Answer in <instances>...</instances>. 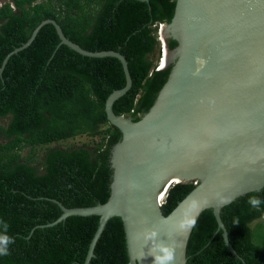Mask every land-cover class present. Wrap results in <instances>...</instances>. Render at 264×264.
Segmentation results:
<instances>
[{"label":"trees","instance_id":"trees-1","mask_svg":"<svg viewBox=\"0 0 264 264\" xmlns=\"http://www.w3.org/2000/svg\"><path fill=\"white\" fill-rule=\"evenodd\" d=\"M10 1L0 7V68L43 20L51 19L84 50H113L125 57L132 86L114 102L116 115L138 121L148 112L171 69L156 70L152 56L157 28L172 19L175 0ZM58 43L54 26L45 24L0 73V118L9 119L0 125V220L10 225L8 234L15 239L0 264H82L99 217L70 216L48 226L62 214L54 201L67 208L90 207L110 195L111 152L121 133L109 124L105 101L125 85L122 66L116 58L82 56L66 45L56 48ZM167 46L171 50L177 43L168 39ZM102 126L106 141L97 148L48 147L94 137ZM45 146L43 159L36 160L34 150ZM193 188V182L170 185L161 205L164 215ZM252 195L264 199V188L220 213L238 257L226 246L212 211L205 210L189 236L186 264H264V222L258 221L264 205L251 208ZM89 264H129L120 218L107 222Z\"/></svg>","mask_w":264,"mask_h":264},{"label":"water","instance_id":"water-1","mask_svg":"<svg viewBox=\"0 0 264 264\" xmlns=\"http://www.w3.org/2000/svg\"><path fill=\"white\" fill-rule=\"evenodd\" d=\"M45 24L56 30V48L66 45L82 56L116 58L125 76L124 87L105 101L106 118L121 133L111 152L108 200L77 208L54 201L62 214L48 226L70 216L99 217L82 264L90 263L114 217L123 224L129 264H153L151 242L144 239L148 229L167 243L171 235L178 245L174 264H186L193 228L185 237L177 223L187 199H206L199 216L212 211L226 246L238 257L220 213L239 197L264 188V0H175L173 17L163 31L160 26L159 34L171 58L164 67H171L170 73L138 121L113 112L114 102L132 86L125 57L113 50H84L65 37L54 20H43L26 43L10 52L0 73L9 57L28 47ZM168 39L176 41L174 49L168 48ZM193 181L194 188L164 215L159 198L169 185ZM218 195L230 202L217 207Z\"/></svg>","mask_w":264,"mask_h":264},{"label":"clouds","instance_id":"clouds-1","mask_svg":"<svg viewBox=\"0 0 264 264\" xmlns=\"http://www.w3.org/2000/svg\"><path fill=\"white\" fill-rule=\"evenodd\" d=\"M162 49V54H163ZM161 63V60H160ZM158 65V64H157ZM157 67V66H156ZM164 200V199H163ZM230 198L222 197L218 195L217 207L223 204L229 203ZM247 204L254 209H259L264 205V199L258 196L252 195L247 199ZM208 205V201L196 200L189 198L184 204V213L177 223V230L179 233L183 234L185 237L197 224V218L204 207ZM234 224H238V218L233 221ZM10 225L0 220V257H7L10 255V245L15 243V239L8 234ZM144 239L146 242H151V247L149 250V255L153 258V264H174L176 258L177 242L169 236L172 240L171 243H167L164 240L158 239V233L153 229H148L144 233ZM143 259V257H141Z\"/></svg>","mask_w":264,"mask_h":264},{"label":"rangeland","instance_id":"rangeland-1","mask_svg":"<svg viewBox=\"0 0 264 264\" xmlns=\"http://www.w3.org/2000/svg\"><path fill=\"white\" fill-rule=\"evenodd\" d=\"M7 1V0H4ZM10 1V0H9ZM161 31H163V25H161ZM157 32H158V45H157V49L154 53V56H152V61L154 64H158L161 61H164V54H162V49H166L165 47V43L162 39V37L159 35L160 34V26H158L157 28ZM162 35V33H161ZM164 53V52H163ZM159 65V64H158ZM129 117V116H128ZM130 119H132L131 117H129ZM8 118H0V125H5L8 123ZM107 129L106 126H102L100 127V134L94 136V137H90V136H79L75 139L72 140H68V141H62L59 143H53L51 145H48V147H53V148H67L70 146H82L84 144L93 147V148H97L100 143H104L106 141V139L104 138V134L102 133L103 131H105ZM1 141V139H0ZM47 146L45 147H38L34 150V155L36 157V160H40L43 159L44 157V153H45V149ZM28 150L23 151L22 155L25 156L27 155ZM36 162H40V161H36ZM194 183V181H193ZM258 221L260 222H264V216L262 218H260Z\"/></svg>","mask_w":264,"mask_h":264},{"label":"bare ground","instance_id":"bare-ground-1","mask_svg":"<svg viewBox=\"0 0 264 264\" xmlns=\"http://www.w3.org/2000/svg\"><path fill=\"white\" fill-rule=\"evenodd\" d=\"M164 26V25H163ZM163 29H164V27H163ZM162 39H163V36H162ZM164 40V39H163ZM164 53V61H161V66H160V68L161 67H164V66H166V64L168 63V61L171 59L170 57H169V55L167 54V50L166 49H164V51H163ZM200 169H204L206 166H204V165H199L198 166ZM173 181H175V182H177L178 181V179H173ZM171 185V184H170ZM169 185V186H170ZM164 195H165V193H164ZM164 195L163 196H161V199L159 198V200L161 201V200H163L164 199Z\"/></svg>","mask_w":264,"mask_h":264},{"label":"built area","instance_id":"built-area-1","mask_svg":"<svg viewBox=\"0 0 264 264\" xmlns=\"http://www.w3.org/2000/svg\"><path fill=\"white\" fill-rule=\"evenodd\" d=\"M8 2H11V1H9V0H7V1L0 0V7L3 6L5 3H8ZM11 6L13 7L12 4H11ZM158 64L159 65H157L156 70H160L161 63L159 62ZM162 204H163V200L160 202V205H162Z\"/></svg>","mask_w":264,"mask_h":264},{"label":"flooded vegetation","instance_id":"flooded-vegetation-1","mask_svg":"<svg viewBox=\"0 0 264 264\" xmlns=\"http://www.w3.org/2000/svg\"><path fill=\"white\" fill-rule=\"evenodd\" d=\"M8 122H9V120H8Z\"/></svg>","mask_w":264,"mask_h":264}]
</instances>
